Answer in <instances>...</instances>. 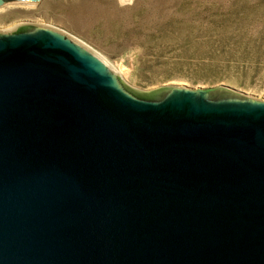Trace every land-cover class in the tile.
<instances>
[{"label": "water", "instance_id": "95a60500", "mask_svg": "<svg viewBox=\"0 0 264 264\" xmlns=\"http://www.w3.org/2000/svg\"><path fill=\"white\" fill-rule=\"evenodd\" d=\"M0 264H264V99L138 91L57 29L0 31Z\"/></svg>", "mask_w": 264, "mask_h": 264}, {"label": "rangeland", "instance_id": "374dc122", "mask_svg": "<svg viewBox=\"0 0 264 264\" xmlns=\"http://www.w3.org/2000/svg\"><path fill=\"white\" fill-rule=\"evenodd\" d=\"M34 7L1 11L0 31L27 21L57 29L138 91L228 85L264 99V0H42Z\"/></svg>", "mask_w": 264, "mask_h": 264}, {"label": "bare ground", "instance_id": "6f19581e", "mask_svg": "<svg viewBox=\"0 0 264 264\" xmlns=\"http://www.w3.org/2000/svg\"><path fill=\"white\" fill-rule=\"evenodd\" d=\"M125 1H129V0H125ZM34 5H35V3L15 4V6L14 5H12V6L8 5V6H4L5 8H0V12L7 9V8H10V7H18V8H22V9H33V8H35ZM6 31H8V30H6ZM116 71H118V70H116ZM120 73H122V72H120ZM125 74L127 75V73H125Z\"/></svg>", "mask_w": 264, "mask_h": 264}, {"label": "trees", "instance_id": "16d2710c", "mask_svg": "<svg viewBox=\"0 0 264 264\" xmlns=\"http://www.w3.org/2000/svg\"><path fill=\"white\" fill-rule=\"evenodd\" d=\"M140 96V95H139Z\"/></svg>", "mask_w": 264, "mask_h": 264}]
</instances>
